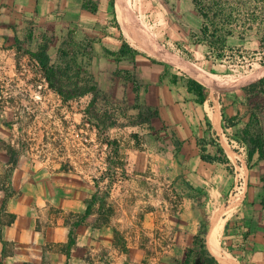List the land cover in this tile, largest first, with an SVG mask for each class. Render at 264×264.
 <instances>
[{"label": "rangeland", "instance_id": "rangeland-1", "mask_svg": "<svg viewBox=\"0 0 264 264\" xmlns=\"http://www.w3.org/2000/svg\"><path fill=\"white\" fill-rule=\"evenodd\" d=\"M77 1L57 7L62 16H49V22L56 25V42L49 55L54 65L75 58L94 77L99 90L95 114L100 121L85 115L92 95L63 101L47 87L35 62L25 53L37 49L39 28L47 23L42 19L48 13L49 0H0V176L10 171L9 179L21 172L74 177V186L90 196L86 204L94 197L91 215L71 213L63 218L72 224L109 228L103 236L108 242L97 251L99 264H182V256L203 226L207 229L206 249L213 256L209 240L212 223L220 215L217 212L240 197L224 216L217 243L239 264H247L227 248V237L245 222L241 201L250 184L259 179L253 166L242 180L238 177L239 169L247 168L245 147L236 141L239 128L216 132L225 152L229 149L234 154V159L229 158L232 173L223 165L201 162L196 141L210 143L214 138L205 120L214 104L210 89L208 101L203 106L195 104L181 78L188 76L186 73L131 45L117 20L119 29L113 27L108 0H98L96 15L75 11ZM221 1L227 8V0ZM235 1L228 0L229 4ZM131 9L136 26L155 45L226 80L217 95L219 99L221 93L228 92L232 105L227 103V115L244 101L239 88L264 76V50L254 51V44L226 46L220 60L204 59L203 46L190 39L201 25L191 0H131ZM262 9L259 5L256 16ZM71 28L76 42L86 37L92 43L94 53L88 66L81 48L75 45L66 46L69 55L58 58ZM241 31L239 23L236 32ZM251 32H258L256 24ZM119 34L143 56L134 61H116L109 56L106 49L121 44ZM14 36L20 40L18 46ZM174 76L179 78L176 84L171 83ZM148 109L159 112L160 119L150 125L157 132L156 139L150 126L138 117L139 110L148 117ZM241 112L244 114L243 109ZM182 114L189 118L191 142L176 152L172 122ZM10 149L14 151L10 160L16 157V163L8 166L5 158H9ZM45 182L40 179V186L46 188ZM72 240L74 243V237Z\"/></svg>", "mask_w": 264, "mask_h": 264}, {"label": "trees", "instance_id": "trees-1", "mask_svg": "<svg viewBox=\"0 0 264 264\" xmlns=\"http://www.w3.org/2000/svg\"><path fill=\"white\" fill-rule=\"evenodd\" d=\"M69 0H49V10L47 15L42 19L46 23L43 27L39 28L40 42L35 51L25 52L31 60H33L41 72L47 87L54 93L60 96L63 101L74 100L76 98L92 95L93 98L85 109V115L90 120L100 121L95 114L96 100L99 93L97 83L94 77L84 68V65L77 63L75 58L63 60L54 65L51 63L49 50L56 42V25L50 21L49 16L54 15L55 19L62 16L59 12V6L64 8L68 5ZM237 1L238 4H237ZM233 4H229L227 0V8L221 0H191L194 9L197 12L198 18L201 22L200 28L197 32L190 35V39L194 45L203 46V57L205 60H220L223 57L225 47L233 46L234 44H254V51L261 53L264 50V0H237ZM115 0H108V5L111 9V23L117 30L118 25L116 22V14L114 11ZM262 5L263 9L259 12L260 15L256 16V10ZM3 5H0V8ZM100 10L98 0H78L76 10L79 13H87L96 15ZM246 11V12H244ZM249 11V13H247ZM242 24V31L236 32L238 24ZM257 25L258 32L252 34L251 30L253 25ZM121 29V28H120ZM73 28L67 30V40L61 43L58 50V58L61 56H68L69 52H65L66 46L75 45L81 48L85 55L86 66L90 65L93 56V46L88 38L76 42L73 35ZM121 44L113 48H107L106 53L112 56L117 61L118 59L130 58L135 60L138 56H143L137 50H134L124 41L119 34ZM14 42L18 46L20 40L14 36ZM149 61L157 63L154 59L149 58ZM74 73L73 77L70 73ZM184 86L187 94L191 95L195 104L203 105L208 101L209 88L208 86L194 80L191 77L182 75ZM179 78L176 76L172 79V84H176ZM239 91L244 97V101L240 103L239 107L227 115V103L232 105L231 99L228 97V92L220 94L218 102L220 105L219 112L221 117V128L223 133L228 130L239 128L236 136V141L239 145L245 147L246 155L244 158L246 170L252 168V161L255 155L259 160L264 159V76L257 81L239 88ZM138 97V96H137ZM243 109L244 114L241 110ZM148 117L139 110L138 117L143 123L149 126L154 121L160 119L158 110H147ZM246 117V120H245ZM206 126L210 129L211 136L214 137L213 141L207 143L203 139L196 141L198 147V157L201 162L206 164H219L226 167L229 173L233 172V166L228 159L225 150L218 142V137L214 131H211V124L205 117ZM103 122V121H102ZM241 125V126H240ZM152 136L157 138V132L150 126ZM171 140L176 152L181 150V141L178 139L176 133L172 131ZM211 147L212 150H208ZM14 151L9 150V158H5V165H15L16 157L11 161L10 155ZM8 156V154L6 155ZM5 156V157H6ZM237 165H241L238 161ZM10 171L7 174L0 176V228L9 226L13 223L15 216L7 211V202L13 197L15 192L9 188L8 179ZM260 180L264 182V176ZM87 202L84 217L91 215V203ZM261 206L264 208V200L261 201ZM82 222H77L73 226H78ZM207 229L205 226L201 227L198 235L193 238L192 244L182 256V264H218L217 260L211 256L206 249L205 235ZM73 232H69V244L71 246Z\"/></svg>", "mask_w": 264, "mask_h": 264}, {"label": "crops", "instance_id": "crops-1", "mask_svg": "<svg viewBox=\"0 0 264 264\" xmlns=\"http://www.w3.org/2000/svg\"><path fill=\"white\" fill-rule=\"evenodd\" d=\"M208 88L210 89L209 86ZM210 96L212 97L211 89ZM211 99L214 104L207 120L211 124V131L219 134L221 117L218 95L217 98ZM205 117L208 115L206 114ZM188 119V115L182 114L172 122L173 131L181 141L182 147L191 142ZM226 155L228 159H234V154L229 149L226 150ZM252 165L258 170L259 179L253 185L250 184L241 201L240 205L246 213L245 222L234 235L227 237V248L239 262L261 264L264 263V208L261 206V201L264 200V184L260 178L264 176V159L259 160L255 155ZM243 171L245 177L246 169ZM40 179L46 180V188L40 186ZM73 179L71 175L40 177L22 172L9 179V188L15 194L8 200L6 208L15 219L9 226L0 228V264H99L101 262L97 251L103 243L108 242L103 240V236L106 237L109 228H98L87 223L74 227L63 218L65 214H84L86 201L90 197L82 188L74 186ZM70 230L75 241L73 245L68 246Z\"/></svg>", "mask_w": 264, "mask_h": 264}, {"label": "bare ground", "instance_id": "bare-ground-1", "mask_svg": "<svg viewBox=\"0 0 264 264\" xmlns=\"http://www.w3.org/2000/svg\"><path fill=\"white\" fill-rule=\"evenodd\" d=\"M114 5H115L117 22L123 32L124 37L130 42L131 45L140 49L143 52H146L147 54L153 55L158 60H161L167 64H170L178 68L183 73H186L188 76L209 86L211 89L212 97L217 98V93L219 91V88L223 83H225L226 80L221 79L218 76L209 74L204 70L198 68L197 66L166 52L163 48L155 45L152 41H150L148 37L144 33H142L143 31L141 32V30L136 26V22L134 18L135 14L131 9V0H115ZM243 172H244L243 169H239L238 177L240 179L244 177ZM239 201H240V197L234 198L231 206H229L224 210H221L219 212L220 214L219 217L215 218V220L212 223L209 245L211 247V253L213 257L221 264H239L229 254L220 250L217 243V239L219 238L223 230L224 223L226 221L224 216L228 214L229 211Z\"/></svg>", "mask_w": 264, "mask_h": 264}, {"label": "water", "instance_id": "water-1", "mask_svg": "<svg viewBox=\"0 0 264 264\" xmlns=\"http://www.w3.org/2000/svg\"><path fill=\"white\" fill-rule=\"evenodd\" d=\"M207 234V233H206Z\"/></svg>", "mask_w": 264, "mask_h": 264}]
</instances>
